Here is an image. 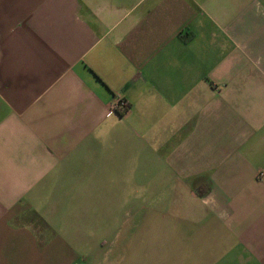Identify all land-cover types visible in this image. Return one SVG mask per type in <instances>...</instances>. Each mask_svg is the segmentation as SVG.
I'll return each instance as SVG.
<instances>
[{
  "label": "crops",
  "instance_id": "1",
  "mask_svg": "<svg viewBox=\"0 0 264 264\" xmlns=\"http://www.w3.org/2000/svg\"><path fill=\"white\" fill-rule=\"evenodd\" d=\"M0 264H264V0H0Z\"/></svg>",
  "mask_w": 264,
  "mask_h": 264
},
{
  "label": "built area",
  "instance_id": "2",
  "mask_svg": "<svg viewBox=\"0 0 264 264\" xmlns=\"http://www.w3.org/2000/svg\"><path fill=\"white\" fill-rule=\"evenodd\" d=\"M127 110H128V103L124 100L115 101L110 107V111L112 113L123 114Z\"/></svg>",
  "mask_w": 264,
  "mask_h": 264
}]
</instances>
